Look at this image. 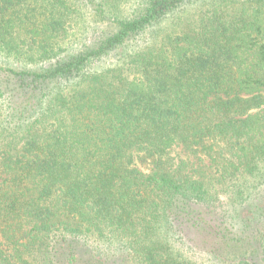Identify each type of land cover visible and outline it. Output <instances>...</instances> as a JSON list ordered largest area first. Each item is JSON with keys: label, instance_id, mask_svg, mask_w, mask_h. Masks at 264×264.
<instances>
[{"label": "trees", "instance_id": "1", "mask_svg": "<svg viewBox=\"0 0 264 264\" xmlns=\"http://www.w3.org/2000/svg\"><path fill=\"white\" fill-rule=\"evenodd\" d=\"M0 264H264V0H0Z\"/></svg>", "mask_w": 264, "mask_h": 264}]
</instances>
